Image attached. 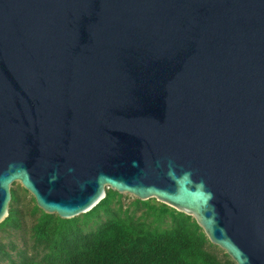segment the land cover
I'll return each instance as SVG.
<instances>
[{
    "label": "water",
    "instance_id": "95a60500",
    "mask_svg": "<svg viewBox=\"0 0 264 264\" xmlns=\"http://www.w3.org/2000/svg\"><path fill=\"white\" fill-rule=\"evenodd\" d=\"M14 182L60 218L154 198L264 264V0H0V222Z\"/></svg>",
    "mask_w": 264,
    "mask_h": 264
},
{
    "label": "trees",
    "instance_id": "16d2710c",
    "mask_svg": "<svg viewBox=\"0 0 264 264\" xmlns=\"http://www.w3.org/2000/svg\"><path fill=\"white\" fill-rule=\"evenodd\" d=\"M123 197L107 188L94 207L72 218L45 213L31 198L30 247L0 241V264H234L192 216L154 198L125 204ZM24 226L20 197L12 189L0 230Z\"/></svg>",
    "mask_w": 264,
    "mask_h": 264
},
{
    "label": "rangeland",
    "instance_id": "374dc122",
    "mask_svg": "<svg viewBox=\"0 0 264 264\" xmlns=\"http://www.w3.org/2000/svg\"><path fill=\"white\" fill-rule=\"evenodd\" d=\"M11 189L17 190L19 197H20V205L23 208V213H24V219H25V226L23 229L17 231V232H3L0 230V241L2 242H8V241H13L17 248L20 247H30V241L28 238L29 231L28 228L33 221V216L30 213V206L32 205L31 201V194L27 191L22 190L21 185L18 182H14L11 186ZM123 200L126 203H129L131 199L133 198L129 194H123ZM220 249L219 247H217ZM223 251V250H222ZM217 252L221 255V252L217 250ZM5 262V261H3Z\"/></svg>",
    "mask_w": 264,
    "mask_h": 264
}]
</instances>
